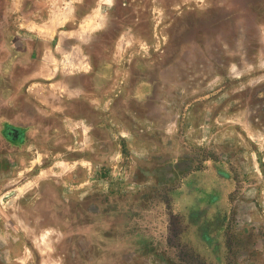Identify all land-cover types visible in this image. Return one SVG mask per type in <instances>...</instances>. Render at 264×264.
<instances>
[{
  "label": "rangeland",
  "instance_id": "obj_1",
  "mask_svg": "<svg viewBox=\"0 0 264 264\" xmlns=\"http://www.w3.org/2000/svg\"><path fill=\"white\" fill-rule=\"evenodd\" d=\"M0 264H264V0H0Z\"/></svg>",
  "mask_w": 264,
  "mask_h": 264
},
{
  "label": "flooded vegetation",
  "instance_id": "obj_2",
  "mask_svg": "<svg viewBox=\"0 0 264 264\" xmlns=\"http://www.w3.org/2000/svg\"><path fill=\"white\" fill-rule=\"evenodd\" d=\"M222 173H224L225 176H221L218 173H207L204 175V180L203 182L207 183H212L213 181L219 182L222 185V188L224 189L223 194L221 193V195L218 193V191L216 190V188L214 189H210V190H205V185L201 186V185H197L196 189H198V191H200V189H203V191H205L208 194H215L213 195V198L210 196H202L200 198L197 197V201L199 203L204 204L203 205V209H206L207 211H210L212 209L216 210L218 207L224 206L223 204H226V202L229 200V195L231 194V192L233 191V187H234V180L231 178V176L226 173L225 171H220ZM208 175H212L213 178L209 179ZM209 180V181H208ZM210 187V186H208ZM215 199V200H214ZM212 200H214L213 202H211Z\"/></svg>",
  "mask_w": 264,
  "mask_h": 264
}]
</instances>
